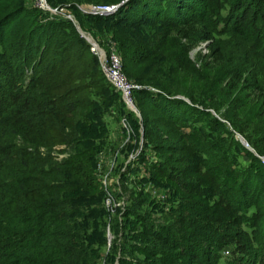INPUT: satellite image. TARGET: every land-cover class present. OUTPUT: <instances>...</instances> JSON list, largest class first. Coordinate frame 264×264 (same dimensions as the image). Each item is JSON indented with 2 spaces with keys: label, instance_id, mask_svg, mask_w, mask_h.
<instances>
[{
  "label": "trees",
  "instance_id": "obj_1",
  "mask_svg": "<svg viewBox=\"0 0 264 264\" xmlns=\"http://www.w3.org/2000/svg\"><path fill=\"white\" fill-rule=\"evenodd\" d=\"M121 1L46 0L76 9L83 28L81 15L109 21L122 70L140 85L133 90L135 103L148 106L141 109L143 140L160 155L151 167L171 180L178 197L162 215L153 214L142 189L120 176L130 159L113 169L119 179L111 194L120 186L126 203L112 216L96 170L99 149L112 145L109 139L96 148L90 137L108 136L98 124L117 104L114 87L72 20L48 14L32 0H0V264H264L260 158L231 133V144L250 156L232 169L225 152L211 147L224 142L221 135L208 138L205 129L176 134L160 123L202 115L231 131L225 121L235 108L225 114L228 121L209 111L216 105L196 88L198 70L228 59L214 38L227 22L249 54L264 56V0H124L108 14L85 13L76 4ZM196 47L192 59L189 51ZM169 58L183 76L175 85L152 70ZM243 71L231 64L222 89L228 97L239 86L252 93L259 117L253 131L262 132L264 88ZM188 77L196 82L186 85ZM258 135L245 138L264 154V133ZM134 137L122 158L138 147L137 131ZM144 148L135 158H143ZM226 245L229 254L223 253Z\"/></svg>",
  "mask_w": 264,
  "mask_h": 264
},
{
  "label": "rangeland",
  "instance_id": "obj_2",
  "mask_svg": "<svg viewBox=\"0 0 264 264\" xmlns=\"http://www.w3.org/2000/svg\"><path fill=\"white\" fill-rule=\"evenodd\" d=\"M33 4L38 6L37 0H32ZM54 3V2H53ZM86 3H76L78 5H83L85 7ZM52 7H56L54 5L49 4ZM80 9V8H79ZM81 10V9H80ZM44 11H49L47 9H44ZM82 11V10H81ZM48 14L51 13L57 14L59 17H66L67 13H70L73 17L72 20L75 25H79L77 22V15H80V13L76 9H71L67 6H60V8L57 7V10L55 12H47ZM84 20V28L80 26L81 30L86 32L87 34H90L93 38H95L102 46L108 49H115L119 52L117 45L118 42L113 37L112 29L108 28V22L106 20H99V21H93L92 19L88 18L87 16L81 15ZM69 19V18H68ZM224 22H220L219 26H222ZM231 22H227L225 25L227 28L230 26ZM226 27H223L219 32H216L214 35L215 41L218 42L225 54L228 58L223 64L217 66L213 70H198V81L196 88L198 91H203L205 99L211 103H214L216 106L210 105L208 107L209 111L217 118L223 120H227V117L225 114H229L228 112L232 113L234 108V113H236L235 116L228 117V123L225 121L227 125V129H230L231 131L226 132L225 128H221V124H218L215 122L214 119H209L208 117H204L202 115H197L192 117V120H189L184 122H171L166 118H163V120L160 122L163 127L168 126L169 128H172L173 132L178 134L180 132L195 134V131L199 130H206L208 133V138L214 137L216 135H221L224 138V142L216 145L213 144L211 147L214 149L212 150H218L225 152L227 157L229 158L231 162V168L236 169L239 168L242 165H245L249 162L250 156H248L245 151L240 148L237 144H231L233 141L231 133H233V137L237 138L239 142H241L240 137L237 135L240 134L245 138V135L252 134L253 137L259 136L258 134H263L264 131H257L254 132L253 128H256V125L259 123V117L257 116L258 113V102L253 101L252 99V93L248 95L247 91L242 88L241 86L238 87L235 91L232 92V95L228 97L227 91L222 89V80L224 79V72L227 68L231 66V64L236 63L239 64L244 71L242 72L243 76H246L247 78L255 81H259L260 85L264 88V56H253L252 52L250 54L247 52V47L242 44V40L240 41L239 38L229 29ZM118 46V47H117ZM202 51H206L205 44H201ZM199 49V47H196L195 49H192L189 51V57L192 59H195L196 51ZM242 49V50H241ZM120 53V52H119ZM197 65L199 63L197 62ZM153 72L157 73H163L166 76L169 77V81L172 83V85L176 84V81H180L182 79V73H179L178 69L175 67V64L173 63L172 59L169 58V60L165 61L164 63H155L152 67ZM125 74V73H124ZM177 76H180L179 78H176ZM128 78V77H127ZM193 82H196V78L188 77L186 78V85L194 84ZM145 86L146 88H149L150 90H157V88L149 85L148 83ZM185 83H182L181 86H184ZM114 96L117 99V104L115 106L110 105L107 112L101 117V123L98 124V126H102L104 128V131L108 132V136H104V134L99 137H96L95 139H92L90 137V140L93 141L94 146L96 148L100 147L105 143L106 140L110 139V144L112 145V150H116L117 147H120V145L124 141H128L130 139V142H125L119 149L120 152L118 153L117 157H120V160L124 159L123 152L121 150L128 144L132 143L131 141L135 140L134 134L137 131L140 133L141 129L143 131V125H142V117H141V109L143 112L145 109L148 108L147 105H144L140 103L139 100H137L136 106L138 108V111L140 113L137 115L135 111H132L127 104L122 102L119 93L117 90L113 91ZM183 94V93H180ZM254 94V93H253ZM119 101V104H118ZM140 109V110H139ZM153 115H156L157 113L152 111ZM122 115H129L131 118L130 126L132 128V134H128L129 139L127 140L124 136V129L121 125V116ZM199 116V117H198ZM199 118V119H198ZM261 122V121H260ZM262 123V122H261ZM234 126V127H233ZM135 130V132H134ZM253 132V133H251ZM143 134V133H142ZM114 136V137H113ZM126 138V140H125ZM138 146L139 144V139ZM144 148V155L143 158H131V161H129V164L127 162L126 164V170L123 174H121V178H124L125 182H131L136 185V187L139 189H142V196L143 200L145 202V205L149 207L153 214H159L162 215L163 211L169 208L170 203L173 199H176L178 197V194L175 193V186L171 182V180L165 178L161 174H158V172L151 167V164L155 162L159 155V152L154 150L149 143H143ZM243 146L248 148L253 154H260L259 150L257 148H254L249 142H247V139L245 138V145L241 142ZM225 148H228L225 150ZM99 151H104L106 153H109L110 148L109 147H101ZM113 152V151H112ZM210 152V151H209ZM206 151L205 154L209 153ZM263 154V153H262ZM116 157V163L117 167L124 166V162L126 163V159L123 161L118 160ZM119 162V165H118ZM221 173V171H219ZM112 175L115 177H118V174H114L112 172ZM136 175V177L134 176ZM134 178L135 182L131 181ZM119 179V178H118ZM157 181V182H156ZM129 183V184H131ZM120 185V184H119ZM119 188V189H118ZM153 188H157L158 194H164V197L158 198L155 196ZM118 189V190H117ZM117 192H114L107 198L105 196V203L109 202V210L112 216L117 212V208H120V205H123L126 203L125 198L126 194H123L122 196L119 195L120 192V186L117 187ZM174 191V192H173ZM123 192V191H122ZM121 192V193H122ZM119 214V213H117ZM109 231L112 234V237L109 241V244L111 243V240L114 236L113 232L111 231V228L109 227ZM230 249L229 245H226L223 247V253L229 254L228 250ZM114 260V259H113ZM117 260H114L113 264H117Z\"/></svg>",
  "mask_w": 264,
  "mask_h": 264
},
{
  "label": "built area",
  "instance_id": "obj_3",
  "mask_svg": "<svg viewBox=\"0 0 264 264\" xmlns=\"http://www.w3.org/2000/svg\"><path fill=\"white\" fill-rule=\"evenodd\" d=\"M37 1H38L37 4L38 6L48 9L47 7L49 4L46 2V0H37ZM117 7H118V3H86L85 7L83 5H79V8L85 13L89 12V13H99V14L111 13ZM52 8L53 10L52 11L50 10L51 12H55L57 10V7H52ZM66 17L73 20V17L70 13H67ZM80 34L84 38H86V40L89 42L91 51H93L97 55L101 70L104 73L108 82L114 87L115 90H117L120 93L121 98L127 104V106L132 111H135V113L140 117V113L138 111V108L136 106L133 97V90L137 87H140V85L135 81L127 78V76L124 74L122 70L120 53L115 49H108L100 45L95 38H93L90 34H87L86 32ZM121 125L124 129L123 132L124 136L126 137L127 135V140H128L129 139L128 134L129 135L130 133L132 134V128L130 126L129 119L125 115L121 116ZM237 135L239 136L240 134L237 133ZM125 142H130V139L128 141H124L120 145V147ZM142 143H143V134L140 133V138H139L140 145L137 148H133L128 153L126 162L130 160L132 157L134 158L139 153L143 145ZM120 147H117L116 150H112V148H110L109 153H106L104 151H99L96 154V158H97L96 170L98 172L102 188L104 189L107 198L111 196V190L114 188L115 183H118V177L113 176L112 172L114 167L116 166L115 161L118 153L120 152L119 149ZM257 156L260 158L262 164L264 165V154L257 153ZM153 191L155 196H157L158 198L164 197V194L160 195L157 193L158 191L157 188H153ZM106 204L108 205L109 202H107Z\"/></svg>",
  "mask_w": 264,
  "mask_h": 264
},
{
  "label": "water",
  "instance_id": "obj_4",
  "mask_svg": "<svg viewBox=\"0 0 264 264\" xmlns=\"http://www.w3.org/2000/svg\"><path fill=\"white\" fill-rule=\"evenodd\" d=\"M123 1H124V0H122L121 2H119L118 5H119L120 3H122ZM47 8H48L49 10H51V11L53 10V8L50 7L49 5H48ZM87 13H89V12H87ZM77 29L79 30L80 33H83V31L81 30V28H80L79 25H77ZM179 96H180V97H183L182 95H179ZM141 133H143L142 129H141ZM239 137H240L241 142L245 144V138H244L243 136H241V135H239ZM245 145H246V144H245ZM246 146H247V145H246ZM107 237H108V244H109V241H110V239H111V237H112V234L110 233L109 229L107 230ZM117 264H118V262H117Z\"/></svg>",
  "mask_w": 264,
  "mask_h": 264
}]
</instances>
